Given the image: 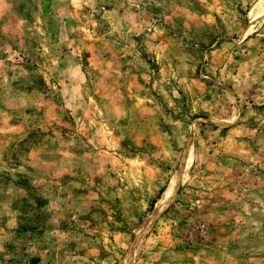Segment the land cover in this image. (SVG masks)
I'll use <instances>...</instances> for the list:
<instances>
[{
    "label": "rangeland",
    "instance_id": "374dc122",
    "mask_svg": "<svg viewBox=\"0 0 264 264\" xmlns=\"http://www.w3.org/2000/svg\"><path fill=\"white\" fill-rule=\"evenodd\" d=\"M180 170L131 264H264V0H0V264H121Z\"/></svg>",
    "mask_w": 264,
    "mask_h": 264
},
{
    "label": "bare ground",
    "instance_id": "6f19581e",
    "mask_svg": "<svg viewBox=\"0 0 264 264\" xmlns=\"http://www.w3.org/2000/svg\"><path fill=\"white\" fill-rule=\"evenodd\" d=\"M187 150H186V153H187ZM191 150H192V146H190V150H189V153L192 154V151ZM188 157L190 158L191 155L190 154L189 155L188 154L187 155L185 154V161H187ZM184 166H185V164H184ZM182 170H180L174 176V178L172 179V181L168 185V188H166L165 192L163 193L162 197L159 198L158 203H157V206L153 209V211L149 215V217L138 228V230L136 232L134 246L130 249L128 255L125 258V260H123L124 262H122L121 264H131L132 263L133 258L135 256V252H136L137 245L143 240V237L145 236V234H146L148 228L150 227V225L153 223V220L160 213H162L167 208V206L169 205V203L171 202V200H172V198L174 196V193H175V191H176V189L178 187V184L180 183L181 179L184 176V174H182Z\"/></svg>",
    "mask_w": 264,
    "mask_h": 264
}]
</instances>
